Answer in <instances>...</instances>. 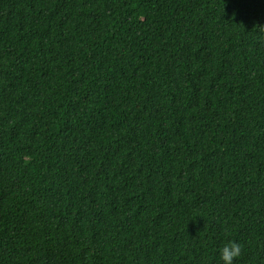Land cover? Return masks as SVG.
I'll return each instance as SVG.
<instances>
[{
  "label": "trees",
  "instance_id": "obj_1",
  "mask_svg": "<svg viewBox=\"0 0 264 264\" xmlns=\"http://www.w3.org/2000/svg\"><path fill=\"white\" fill-rule=\"evenodd\" d=\"M264 0H0V264H264Z\"/></svg>",
  "mask_w": 264,
  "mask_h": 264
},
{
  "label": "clouds",
  "instance_id": "obj_2",
  "mask_svg": "<svg viewBox=\"0 0 264 264\" xmlns=\"http://www.w3.org/2000/svg\"><path fill=\"white\" fill-rule=\"evenodd\" d=\"M264 31V26H261ZM244 255V245L232 239H228L224 246L220 249V259L222 264H234V261Z\"/></svg>",
  "mask_w": 264,
  "mask_h": 264
}]
</instances>
